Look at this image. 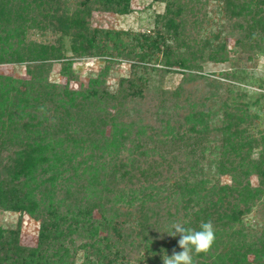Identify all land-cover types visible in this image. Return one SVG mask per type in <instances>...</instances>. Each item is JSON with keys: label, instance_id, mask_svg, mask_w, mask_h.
Segmentation results:
<instances>
[{"label": "trees", "instance_id": "obj_1", "mask_svg": "<svg viewBox=\"0 0 264 264\" xmlns=\"http://www.w3.org/2000/svg\"><path fill=\"white\" fill-rule=\"evenodd\" d=\"M158 1L165 3L166 8L159 15L157 28H167L169 40L177 44L175 48L151 35L116 33L93 26L95 13L127 14L130 0H75L74 5L70 0H0V64L39 61L35 74L29 73L31 80L18 81L20 87L9 77H0V101L11 109L15 106L23 112L32 107L36 112L43 106L44 98L52 103L55 96L62 101L57 109L63 114L58 117L55 112L56 121L49 125L40 120L26 122L27 128L37 132L19 141L8 163L0 159V202L35 217L47 213L50 221L44 222L43 242L38 249L20 246L17 235L5 239L0 229L1 262L69 264L75 254L62 240L75 233L89 240L86 248L98 260L90 264H115L109 257L114 251L124 257L120 264H130L127 260L136 259L143 252L162 250L172 254L173 250H181L180 237L168 235L171 230L167 228L177 217H183L186 227L199 230L202 222L211 221L215 230L211 249L207 253H193L194 264H264V234L250 237L242 222L264 195L260 185L255 187L248 180L253 172L246 168L247 156L242 151L263 146L264 140L259 142L247 136V129L240 123L225 127L210 121L217 113L212 102H206L207 98L198 104L191 103L184 119L179 120L184 122L178 126H173L175 120H161L162 111L153 109L162 108L166 98L146 106L145 116L139 117L135 110V105L145 104V96L151 98L153 94L147 76L157 73L164 77L168 72L158 67L151 69L148 64L153 58L165 68L177 66L186 71L198 69L197 60L207 51L210 60L227 61V37H233L237 47H246L244 56L248 61L254 49L263 50L264 0H215L222 4V19L216 24H211L209 15L203 13L208 0ZM191 21L199 26L209 22L211 29L204 40L199 42L188 36L186 29ZM37 27L49 32L53 42L27 44L29 33ZM125 34L137 42L124 41ZM69 52L74 57H120L136 64L133 75L121 79L114 93L105 88L106 76L101 74L78 89L69 83H44V74L51 71L50 62L55 60L63 62L62 73L68 76V82L77 79L71 71ZM158 52L163 54L161 59ZM105 62L103 71L108 74L110 61ZM183 76L182 84L173 93L179 99L189 83L205 78L186 72ZM188 99L189 96L184 102ZM164 114L166 117L167 113ZM149 119L157 126L149 127ZM55 123V130L65 135L46 141ZM108 127L110 133L106 131ZM214 131L223 135L222 144H230L234 152L226 158L221 156L217 176L210 175L200 164L210 143L205 138ZM174 150L179 153L172 155ZM180 153L186 155L188 163L178 174L173 167ZM77 157L82 159L75 162ZM260 157L264 162V146ZM230 166L235 170L240 166L239 175L231 173ZM52 170L50 177L34 186L21 184ZM230 173L231 183L214 180ZM58 179L64 181V197L55 207H42L37 191L43 187L54 195ZM61 207L66 210L59 214L57 209ZM95 212L99 219L94 218ZM132 218L137 220L136 233V226L126 223ZM129 230L132 235L127 234L131 233ZM101 231L106 236L99 239ZM128 251L134 254L130 256Z\"/></svg>", "mask_w": 264, "mask_h": 264}, {"label": "rangeland", "instance_id": "obj_2", "mask_svg": "<svg viewBox=\"0 0 264 264\" xmlns=\"http://www.w3.org/2000/svg\"><path fill=\"white\" fill-rule=\"evenodd\" d=\"M71 5L75 0H70ZM206 1V0H204ZM74 5V4H73ZM222 7L221 2L215 0H208V6L204 7V14L209 15V20L211 24H216L222 19V14L219 12ZM166 4L159 2L158 0H130V6L127 14L118 13H95L93 15V26L96 29H104L113 32H125L127 34H138V35H151L156 37L157 41H165L169 43L170 47L175 48L177 46L176 42L171 41L170 34L167 28H162L161 30L157 28V21L159 20V15L164 13ZM187 25L186 31H189L188 36H193L196 40H204L209 34L211 27L209 22L204 23L202 26L193 23ZM215 30V27L213 26ZM226 38V36H225ZM124 41L135 44L136 38L129 35L123 36ZM51 43L53 38L49 32L42 31L40 28H33L32 32L29 33L28 43ZM227 49H229V59L223 62H215L203 56L198 58V63L200 64L198 69L194 70H184L180 67L165 68L166 66L159 63L155 58L151 60L148 66L152 69L154 67L167 69L168 72L163 74L161 77L157 73L150 74L147 78L150 79L149 88L153 90V94H150L144 98V105H135V110H138L139 117L145 114V107L149 104L151 106L159 104V101L166 98L165 105L162 108L155 107L153 109H160L162 112L161 120H175L173 126H178L183 123L184 116L189 111L191 103L198 104L207 98L206 102H209L214 112L217 113L216 118H211L210 121H215L217 126L224 125H234L240 123L241 127L247 129L246 135L257 139L259 142L264 140V47L263 50L254 51L252 59L250 61L244 56L246 47L236 46V41L233 37L226 38ZM140 50V47H138ZM147 49V48H146ZM188 50H184V53L188 54ZM191 51V50H190ZM254 56V57H253ZM67 57L72 60L71 71L76 80L68 82V76L62 73L63 62L62 61H52L51 71L44 74V83H55V85H64L68 83L71 87L78 89L81 86L88 83V81L96 77L98 74L106 76V86L111 93H114L119 89L120 80L133 75V63L124 58L120 57H110V58H100L96 56H84V57H74L72 53H68ZM157 57L160 59L163 57L161 52H158ZM105 61H110L109 73H104V67L106 65ZM112 62V63H111ZM39 64V61L31 62L29 60L23 62H8L0 64V77H9L11 80L20 87L19 80H31V72L35 74V68ZM188 74H199L205 78L199 79L196 82L189 83L182 93L181 98L174 96V91L177 90L182 84L184 78V73ZM30 73V74H29ZM162 75V74H161ZM24 89V87H22ZM54 89L53 92H57ZM194 92V94H190ZM48 93L45 90L44 96ZM167 94V95H166ZM189 96L187 103L184 99ZM68 99L65 98V102ZM2 112L0 115V159L3 163H8L11 160L14 149L21 139L27 138V135H32L37 130L33 128H27L25 126L26 122L32 121H44L47 125L53 124L51 121H56L55 112L59 113V105L62 101H58V98L53 96L52 103L44 98L43 106L37 108L35 112L34 108L28 107L22 112L21 109L15 106L8 107L1 101ZM133 104V103H132ZM58 108V109H57ZM152 109V110H153ZM57 110V111H56ZM151 110V111H152ZM164 112H166V117ZM63 116L59 113L58 117ZM145 116V115H144ZM213 117V116H212ZM45 118L48 122H45ZM149 119L147 122L150 123L152 127L156 125L154 121ZM178 120V121H177ZM58 121V120H57ZM65 121V120H63ZM157 126V125H156ZM57 123L52 125L51 130L47 134L46 141L52 139L57 140L63 137L65 134H61L59 131L55 130ZM45 135V127L41 128ZM40 129V131H41ZM39 131V130H38ZM107 133H110V128H106ZM187 132V131H186ZM190 135V133L188 132ZM205 140H209V146L205 149V158H202L201 165L203 163L206 172H209L212 176H217V167L220 162L221 156L226 158L227 156H232L234 154L230 144H222L223 135L218 131L211 132ZM256 149L244 150L242 153L247 156L244 164L246 168L253 172L248 180L255 187H262L264 191V162H262L261 157L263 146L259 144ZM163 153H166L163 151ZM179 150H174L171 154H178ZM168 154V153H167ZM170 155V154H168ZM198 155V154H197ZM82 158H75V162L80 161ZM230 160V159H229ZM231 161V160H230ZM232 162V161H231ZM188 159L186 155L179 154L178 161L174 164V171L178 174L181 169L187 167ZM231 173H237L239 175L240 166L235 170L234 167H229ZM237 172H235V171ZM53 170L47 174L39 175L36 179L23 180L22 185L24 186H34L36 183L45 178L50 177ZM224 174L220 177H215L214 180H221V183H231L232 174ZM57 189L54 190L55 194H51L47 189L42 187V191H37V198L41 201V206L53 205V207L58 205V201L64 197V181L63 179H58ZM55 200H53V196ZM59 209V208H58ZM57 209L59 214L65 212L66 209ZM94 218L99 219L100 215L95 212ZM49 217L47 213H43L41 217H35L26 212L14 211L7 208L3 203L0 202V229L3 231L5 239L11 240L17 235L19 238L20 246L28 249H38L41 244V232L44 230V222L50 224L48 220ZM137 221L136 218H132L129 222H126L128 226L133 225ZM174 222H180L186 226V220L183 217H177ZM244 231L250 237L264 234V195L262 199L254 205L252 212L245 215L243 219ZM135 233L138 231L137 226L135 227ZM168 230H172L171 226H168ZM127 234L132 235V231L129 230ZM67 233L64 232V236ZM136 235V234H133ZM106 236L105 232H100V238L102 239ZM67 238V239H66ZM66 239V240H65ZM65 240V241H64ZM62 243L70 249L71 252L75 254L74 258L69 261V264H90L95 262L96 258L91 253V249L87 250L86 244L89 243L88 239L82 238L79 234L75 233L70 236H65ZM160 247V246H159ZM55 248V246H54ZM56 249V248H55ZM54 249V250H55ZM182 251L177 250L176 252ZM129 252V251H128ZM134 254L132 251L128 255ZM172 254L164 253L162 250L159 252H149L148 254L143 252L141 256H136V259L130 258L127 260L130 264H163V256ZM109 257L115 264H120L124 260L122 253L111 252ZM254 257L250 256V260L253 261ZM98 262V260L96 261ZM95 262V263H96ZM51 264H55L50 261ZM0 264H9V262H1Z\"/></svg>", "mask_w": 264, "mask_h": 264}, {"label": "clouds", "instance_id": "obj_3", "mask_svg": "<svg viewBox=\"0 0 264 264\" xmlns=\"http://www.w3.org/2000/svg\"><path fill=\"white\" fill-rule=\"evenodd\" d=\"M170 236H179L178 246L182 251L173 250L171 256H163V264H194L193 253H207L215 242V230L211 221L202 222L199 230L186 227L180 222L171 225Z\"/></svg>", "mask_w": 264, "mask_h": 264}]
</instances>
